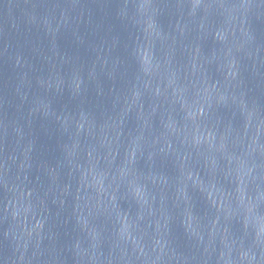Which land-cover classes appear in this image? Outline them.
I'll use <instances>...</instances> for the list:
<instances>
[{"label": "water", "instance_id": "obj_1", "mask_svg": "<svg viewBox=\"0 0 264 264\" xmlns=\"http://www.w3.org/2000/svg\"><path fill=\"white\" fill-rule=\"evenodd\" d=\"M0 264H264V0H0Z\"/></svg>", "mask_w": 264, "mask_h": 264}]
</instances>
